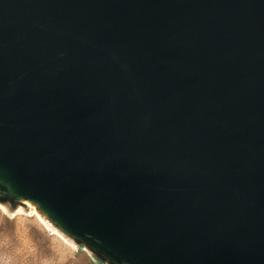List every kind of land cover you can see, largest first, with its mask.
<instances>
[{"label":"water","instance_id":"obj_1","mask_svg":"<svg viewBox=\"0 0 264 264\" xmlns=\"http://www.w3.org/2000/svg\"><path fill=\"white\" fill-rule=\"evenodd\" d=\"M113 264H264V0H0V198Z\"/></svg>","mask_w":264,"mask_h":264},{"label":"rangeland","instance_id":"obj_2","mask_svg":"<svg viewBox=\"0 0 264 264\" xmlns=\"http://www.w3.org/2000/svg\"><path fill=\"white\" fill-rule=\"evenodd\" d=\"M31 212L12 197L0 198V264H113L86 244L57 231L51 221V229L45 227Z\"/></svg>","mask_w":264,"mask_h":264},{"label":"bare ground","instance_id":"obj_3","mask_svg":"<svg viewBox=\"0 0 264 264\" xmlns=\"http://www.w3.org/2000/svg\"><path fill=\"white\" fill-rule=\"evenodd\" d=\"M18 203L22 206H27V207L31 208V210H32L31 215L39 218L45 227L51 229V224L49 222L50 219L47 217V215L42 210L39 209V207L35 203H33L30 200L23 199V198L18 199ZM4 211H6L5 208H4ZM18 213H21V210H19ZM57 231L60 232L62 230L58 227ZM73 244H74V246H77L78 242H74Z\"/></svg>","mask_w":264,"mask_h":264}]
</instances>
